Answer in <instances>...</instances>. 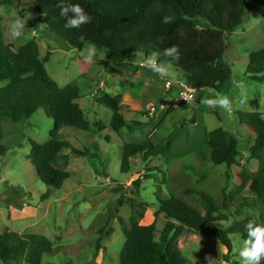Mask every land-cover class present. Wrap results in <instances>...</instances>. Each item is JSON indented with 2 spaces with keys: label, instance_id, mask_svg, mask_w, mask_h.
I'll list each match as a JSON object with an SVG mask.
<instances>
[{
  "label": "rangeland",
  "instance_id": "374dc122",
  "mask_svg": "<svg viewBox=\"0 0 264 264\" xmlns=\"http://www.w3.org/2000/svg\"><path fill=\"white\" fill-rule=\"evenodd\" d=\"M247 6L243 24L225 36L224 61L232 69V84L222 92L196 91L191 103L173 100L178 95L176 84L188 82L185 73L172 65L167 76L159 75L147 65L140 66L151 55H134L123 67L112 65L105 60V50L93 46L75 50L50 35L27 2L3 8L4 43L12 44L18 51L27 41L35 39L49 76L60 87L80 88L78 103L91 129L65 127L60 140L93 156L81 157L70 149L65 150L67 159L57 165L70 173V178L60 190L47 187L40 181L29 155L32 141L39 145L49 141L53 120L44 110H39L20 124L0 121V144L8 148L6 156L0 158V235L10 231L49 239L56 253L46 256L43 264H120L126 235L120 218L109 221V217L121 197L126 200L117 215L125 220L126 227H131V218L138 219L143 226L155 224L159 239L166 219L155 215L157 199L175 196L204 215L206 206L201 198L187 194L189 190H197L207 193L223 208L220 215L228 219L217 226L230 231L233 248L229 252L206 232L186 231L178 239L183 256L189 264H239L238 250L244 241L240 232H246L245 226L250 221L262 225L264 211V204L258 200L257 185L248 184V177L258 171V161L247 154L254 134L246 123L240 122V116L246 113L258 112L264 118V82L255 81L247 74L250 55L264 48V1L247 0ZM17 20L25 28L22 36L13 40L10 28ZM91 48L96 52L88 60ZM159 65H168V61L157 62ZM166 81L173 83L172 90L166 89ZM239 82L244 84L243 103L241 90L236 86ZM5 86L7 82H0V90ZM104 94L123 97L120 110L132 129L127 127L117 133L110 127L112 111L95 101ZM220 96L229 97L232 111L225 112L201 102ZM153 105L158 106V112L149 116L148 109ZM95 123L104 129L98 130ZM218 128L235 135L245 154L231 168L206 162L205 154L196 152L204 145L208 133ZM169 137L172 147L165 156L147 163L136 156L131 160L130 172H121L126 144H140L151 138L158 145ZM144 176L149 179L143 180L140 200L150 207L133 208V183ZM140 214H143L141 220ZM103 228L113 229V233L99 241V231ZM0 264L5 263L0 261Z\"/></svg>",
  "mask_w": 264,
  "mask_h": 264
},
{
  "label": "trees",
  "instance_id": "16d2710c",
  "mask_svg": "<svg viewBox=\"0 0 264 264\" xmlns=\"http://www.w3.org/2000/svg\"><path fill=\"white\" fill-rule=\"evenodd\" d=\"M27 2L42 19L46 31L62 40L72 49L83 51L87 46L105 50V60L123 67L134 55L157 53V62L168 61L163 50L178 46L181 59L173 67L186 75V80L197 92L213 90L222 92L232 84V69L224 61L227 51L226 34L233 33L244 21L247 13V0H66V3L79 4L91 14L92 22L81 29H65L64 18L57 7L60 0H0V82L7 86L0 90V121L20 124L31 119L39 110H44L54 122L51 137L44 145L31 142L30 163L36 169L40 181L47 187L60 190L70 173L60 169L58 162L65 158L63 152L88 157L87 150L74 149L68 142L60 140L63 128L89 131L91 125L85 117L78 101L80 88L75 85L60 87L48 74L40 59L39 44L35 39L27 41L18 51L12 44H5L2 31L3 8ZM264 1V0H260ZM172 17L169 24L162 23L163 16ZM247 74L255 81L264 82V48L250 55ZM123 97L104 94L95 99L96 103L112 111L110 127L119 133L125 128L132 129L120 110ZM172 112L175 108H172ZM253 131L254 138L249 143L248 155L258 161V171L248 177V184H256L258 200L264 204V118L261 113H246L240 116ZM98 130L101 124H94ZM172 147L171 137L156 145L151 138L140 144H126L121 159V172L128 174L131 160L140 156L143 162L165 156ZM7 146L0 144V158L6 156ZM204 153L206 162L217 167L231 168L245 156L235 135L222 128L208 133L204 145L197 148ZM144 179L133 183L135 192L132 207L148 209L149 203L140 200V190ZM204 202L206 212L189 206L175 196L167 200L157 199L156 217L163 216L166 226L157 238L155 224L143 226L138 219L131 218V227L118 216L125 204L121 197L109 221L120 218L126 235V242L120 254V264H189L183 256L178 239L186 231L206 232L218 240L229 252L233 248L230 231L218 228L217 223L228 218L220 215L223 208L207 193L189 190ZM49 192L43 196L46 200ZM143 214L139 215V220ZM264 225V211L261 214ZM103 228L99 231V241L111 236ZM245 240L247 233L241 231ZM53 243L44 236L20 235L7 231L0 235V261L5 264H43L48 255L55 254ZM264 264V261H262Z\"/></svg>",
  "mask_w": 264,
  "mask_h": 264
},
{
  "label": "clouds",
  "instance_id": "9594fccd",
  "mask_svg": "<svg viewBox=\"0 0 264 264\" xmlns=\"http://www.w3.org/2000/svg\"><path fill=\"white\" fill-rule=\"evenodd\" d=\"M57 7L60 9L59 15L64 18L65 29H81L83 25L92 22V16L85 11L79 4L66 3V0H60ZM172 17L165 15L162 18V23L169 24L172 22ZM25 25L19 20L15 21L10 28V35L13 40L19 39L24 31ZM96 52L95 48L89 50L87 56L88 60H92ZM163 55L169 58L168 65L157 66V53L144 60V63L154 72L161 76L168 75V68L172 64H178L181 59V53L178 46H172L163 50ZM241 90V103L244 102V84L239 82L236 85ZM202 103L209 107H217L223 109L225 112L232 111L233 104L228 96H220L215 99H204ZM247 232V239L243 241V246L238 250L240 257L239 264H262L264 261V225L256 224L255 222H248L245 226Z\"/></svg>",
  "mask_w": 264,
  "mask_h": 264
},
{
  "label": "built area",
  "instance_id": "2783aa9c",
  "mask_svg": "<svg viewBox=\"0 0 264 264\" xmlns=\"http://www.w3.org/2000/svg\"><path fill=\"white\" fill-rule=\"evenodd\" d=\"M140 66L146 67V64L141 63ZM165 86H166V89L170 91L173 88V83L171 81H166ZM175 87H176V91H177L178 95L173 100H175L176 102H179V103H182V102L191 103L194 101L195 95H196V90H194L190 86L189 83L178 82ZM157 112H158V106L157 105L150 106L148 109V115L149 116H153Z\"/></svg>",
  "mask_w": 264,
  "mask_h": 264
}]
</instances>
